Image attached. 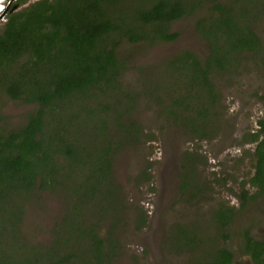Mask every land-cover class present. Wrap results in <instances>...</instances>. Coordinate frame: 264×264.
I'll use <instances>...</instances> for the list:
<instances>
[{"label":"trees","instance_id":"16d2710c","mask_svg":"<svg viewBox=\"0 0 264 264\" xmlns=\"http://www.w3.org/2000/svg\"><path fill=\"white\" fill-rule=\"evenodd\" d=\"M6 1L11 3L0 33V99L32 109L15 129L0 124V264H113L128 211L113 165L124 148L143 137L133 118L139 99H147L186 138L218 133L223 120L211 77L235 74L246 53L264 67V43L254 31V23L264 19V0L213 3L195 21L208 55L201 60L181 51L137 92L121 84L125 63L119 43L174 41L172 23L213 0H36L12 12L26 0ZM258 127L245 141L255 144L248 182L262 195L264 119ZM192 185V179L184 180L181 188ZM44 193L62 198L63 215L48 243L32 244L21 224L26 206L38 204ZM243 200L246 204V195ZM235 211L219 207L213 213L216 227L226 231ZM136 217L134 226L141 230L146 216L139 210ZM195 231L176 224L169 246L196 250ZM242 235L243 256L264 264V242L247 231ZM233 261V251L220 247L195 264Z\"/></svg>","mask_w":264,"mask_h":264},{"label":"rangeland","instance_id":"374dc122","mask_svg":"<svg viewBox=\"0 0 264 264\" xmlns=\"http://www.w3.org/2000/svg\"><path fill=\"white\" fill-rule=\"evenodd\" d=\"M35 1L26 0L17 10ZM225 1L205 2L193 16L172 23L170 32L178 35L174 41L154 45L121 41L117 52L125 63L120 80L123 87L137 92L141 84L147 86L149 76L181 51H192L204 59L209 47L196 33V17L209 13L213 3ZM8 3L0 4V14ZM5 22L4 17L0 33ZM254 31L264 43V19L254 23ZM242 58L235 74L211 77L218 97L217 111L223 120L211 138L184 137L157 115L153 104L139 99L133 118L143 137L124 148L113 165L115 181L128 207L119 234L121 252L113 264H195L220 247L233 251L236 264H246L240 251L243 232L264 242V194L257 195V189L248 182L254 174L255 144L245 141L246 134L256 132L258 121L264 119V67L250 53ZM31 109L0 99V124L8 131L15 129ZM189 179L194 185L182 190V181ZM251 196L255 198L249 199ZM221 206L236 210L223 232L213 220V213ZM63 210L60 196L41 194L38 204L33 201L26 206L20 231L32 244L48 243ZM139 210L146 216L141 230L134 226ZM176 224L196 230V250L179 252L169 246Z\"/></svg>","mask_w":264,"mask_h":264},{"label":"water","instance_id":"95a60500","mask_svg":"<svg viewBox=\"0 0 264 264\" xmlns=\"http://www.w3.org/2000/svg\"><path fill=\"white\" fill-rule=\"evenodd\" d=\"M13 1V0H12ZM11 3V2H10ZM8 9H9V5L6 6V8L3 10V12H1L0 14V22L3 20V18L6 16L7 12H8ZM17 9V6H13L12 9H11V12L16 10ZM248 257V256H247ZM246 264H251V259L248 257L247 259L244 260ZM232 264H236L235 261L232 262Z\"/></svg>","mask_w":264,"mask_h":264},{"label":"flooded vegetation","instance_id":"af4514ba","mask_svg":"<svg viewBox=\"0 0 264 264\" xmlns=\"http://www.w3.org/2000/svg\"><path fill=\"white\" fill-rule=\"evenodd\" d=\"M5 0H0V3H3ZM8 5H10V2L8 3ZM6 8V7H5ZM1 10V9H0ZM244 258H248L247 256H245ZM236 262V261H235ZM252 264V263H251Z\"/></svg>","mask_w":264,"mask_h":264},{"label":"bare ground","instance_id":"6f19581e","mask_svg":"<svg viewBox=\"0 0 264 264\" xmlns=\"http://www.w3.org/2000/svg\"><path fill=\"white\" fill-rule=\"evenodd\" d=\"M1 4V3H0Z\"/></svg>","mask_w":264,"mask_h":264}]
</instances>
